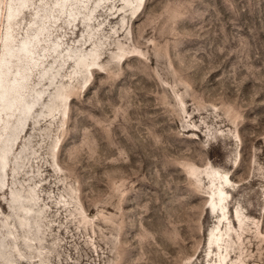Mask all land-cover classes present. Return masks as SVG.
Instances as JSON below:
<instances>
[{"label": "rangeland", "instance_id": "rangeland-1", "mask_svg": "<svg viewBox=\"0 0 264 264\" xmlns=\"http://www.w3.org/2000/svg\"><path fill=\"white\" fill-rule=\"evenodd\" d=\"M18 1L0 264H264V0Z\"/></svg>", "mask_w": 264, "mask_h": 264}, {"label": "bare ground", "instance_id": "bare-ground-1", "mask_svg": "<svg viewBox=\"0 0 264 264\" xmlns=\"http://www.w3.org/2000/svg\"><path fill=\"white\" fill-rule=\"evenodd\" d=\"M71 0H60V6L61 7H63L66 3H68V2H70ZM140 1H142V0H140ZM18 4L20 5V6H23L24 5V1L23 0H19L18 1ZM64 10V9H63ZM13 12V8H10L9 9V14L11 15V13ZM8 14V15H9ZM37 35H35L34 36V38L33 39H30V40H24V41H22L19 45H18V47H17V49L16 50H12V49H8V48H6L5 49V56H6V58L4 59V63H5V65L10 61V58H12V57H14L16 54H19V53H21V54H23L24 56H26L27 58H31V47L33 46V45H35L36 44V42H37ZM34 43V44H33ZM84 59L82 58V57H79L78 58V60L76 61L77 63L76 64H83L84 63ZM95 61V60H94ZM4 75L5 74H1L0 75V82L4 79ZM18 78L20 79V80H22L23 79V77L22 76H20V75H18ZM21 87V86H20ZM17 91V89L15 90V92ZM21 93V92H20ZM13 95V94H12ZM16 96V95H15ZM4 97H5V92L4 91H0V102H2L3 100H4ZM23 99V98H22ZM21 100V99H20ZM6 103V106L7 107H9V106H11L12 105V103H8V102H5ZM32 103V102H31ZM22 105V104H21ZM24 109H29V111H30V109H31V104H27V105H24L23 106V110ZM21 123V122H20ZM12 138H14V137H12ZM13 140V139H12ZM3 142V141H2ZM7 149H6V147H5V145H4V143H0V153L2 154V155H4V152L6 151ZM7 152V151H6ZM0 163H1V169H3L5 166V156L4 157H2V156H0ZM1 173V172H0ZM216 192H213V194H215ZM218 195L216 196V198H213L212 199V201L210 202V206L208 207V209H211V208H213V206H214V204H215V202H217V204H219V203H222L223 204V192L221 191V190H219L218 192ZM32 196V195H31ZM34 196V195H33ZM16 199V198H15ZM18 199V198H17ZM30 200H33V198H31ZM225 205V204H224ZM220 205H218L217 207H219ZM28 207V206H27ZM20 208V207H19ZM24 211H25V214L27 215V217H28V215H29V212H30V209H28V208H25L24 209ZM213 211H215V210H213ZM220 209L219 210H217V213H218V215H219V217H221L222 215H220ZM23 223V222H22ZM211 242V241H210ZM212 244V243H211ZM218 244V243H217ZM210 249H212V246H210L209 247ZM216 249H218V250H221L219 247H216ZM212 251H215V249H213ZM223 252H221V254H222ZM225 261L223 260V263H224ZM226 264V263H225Z\"/></svg>", "mask_w": 264, "mask_h": 264}]
</instances>
